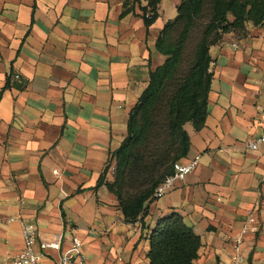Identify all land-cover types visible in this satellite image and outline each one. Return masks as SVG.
Instances as JSON below:
<instances>
[{"label": "crops", "instance_id": "1", "mask_svg": "<svg viewBox=\"0 0 264 264\" xmlns=\"http://www.w3.org/2000/svg\"><path fill=\"white\" fill-rule=\"evenodd\" d=\"M125 1L0 0V264L23 248L20 219L44 239L61 233L63 250L79 237L72 264H150L149 231L174 211L201 235L193 264H231L233 238L255 206L261 226L245 237L244 264H264V141L249 146L264 133V23L249 21L245 35L228 32L211 47L208 116L199 130L186 123L191 147L181 161L199 156V165L148 203L143 227L125 221L98 181L166 59L156 40L180 0H162L150 26L146 0L122 16Z\"/></svg>", "mask_w": 264, "mask_h": 264}, {"label": "trees", "instance_id": "2", "mask_svg": "<svg viewBox=\"0 0 264 264\" xmlns=\"http://www.w3.org/2000/svg\"><path fill=\"white\" fill-rule=\"evenodd\" d=\"M146 1L126 0L121 15L136 12L140 3L150 26L159 17L162 0ZM249 21L264 23V0H180L177 15L160 31L156 48L166 59L151 70L147 87L131 108L127 135L98 181L116 194L126 222H143L158 185L188 155L186 123L197 130L205 125L213 80L211 47L228 32L245 35ZM111 164L113 181L107 179ZM149 239L150 264H193L202 246L201 235L177 211L160 218Z\"/></svg>", "mask_w": 264, "mask_h": 264}, {"label": "built area", "instance_id": "3", "mask_svg": "<svg viewBox=\"0 0 264 264\" xmlns=\"http://www.w3.org/2000/svg\"><path fill=\"white\" fill-rule=\"evenodd\" d=\"M237 46V45H236ZM15 78L22 80L21 76L16 75ZM262 124L264 127V107L262 108ZM264 141V133L249 142V146L257 148L260 142ZM199 165V156L194 157L187 163L177 162L175 164V172L166 176V178L158 185L154 196L156 198L163 196L167 191L175 187L177 182L184 179L186 175L197 168ZM57 173V170H55ZM14 218L12 217L11 220ZM22 223L23 248L15 255L12 264H47L45 257L52 250L59 251L60 255L54 264H72L76 259L82 256V240L74 236L72 239V247L63 250V235L56 234L53 239H44L40 235L38 225L20 219ZM261 219L257 213V207L249 210L247 216L241 226L239 232L234 236L232 245L233 251L231 256V264H244L246 257L243 252L245 237L249 233H258L260 231ZM83 264V263H82ZM120 264V263H115Z\"/></svg>", "mask_w": 264, "mask_h": 264}, {"label": "rangeland", "instance_id": "4", "mask_svg": "<svg viewBox=\"0 0 264 264\" xmlns=\"http://www.w3.org/2000/svg\"><path fill=\"white\" fill-rule=\"evenodd\" d=\"M167 1H170V0H167Z\"/></svg>", "mask_w": 264, "mask_h": 264}]
</instances>
